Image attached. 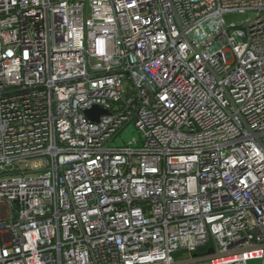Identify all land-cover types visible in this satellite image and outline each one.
Returning a JSON list of instances; mask_svg holds the SVG:
<instances>
[{
    "label": "built area",
    "instance_id": "built-area-1",
    "mask_svg": "<svg viewBox=\"0 0 264 264\" xmlns=\"http://www.w3.org/2000/svg\"><path fill=\"white\" fill-rule=\"evenodd\" d=\"M260 143L264 0H0V264L263 245Z\"/></svg>",
    "mask_w": 264,
    "mask_h": 264
},
{
    "label": "water",
    "instance_id": "water-1",
    "mask_svg": "<svg viewBox=\"0 0 264 264\" xmlns=\"http://www.w3.org/2000/svg\"><path fill=\"white\" fill-rule=\"evenodd\" d=\"M233 105L235 106L234 102ZM85 114L90 121L99 122L102 116L109 115V111L103 109L100 106H94L90 110H87ZM260 146L264 149V145L262 143H260ZM259 251H264V244L247 247V248H241V249H233L227 252H221L219 249L216 248L213 254H209L204 257H192L182 261L174 262L172 264H199V263L210 262L224 258H230L238 255L250 254Z\"/></svg>",
    "mask_w": 264,
    "mask_h": 264
},
{
    "label": "rangeland",
    "instance_id": "rangeland-1",
    "mask_svg": "<svg viewBox=\"0 0 264 264\" xmlns=\"http://www.w3.org/2000/svg\"><path fill=\"white\" fill-rule=\"evenodd\" d=\"M241 19L242 18L236 17L235 22L240 21ZM137 136L138 134L132 125L128 127L126 132L124 131L121 134V137L125 140H129ZM118 141H116V143H118ZM263 262H264V257L262 254H252V255H249L248 257V264H263Z\"/></svg>",
    "mask_w": 264,
    "mask_h": 264
},
{
    "label": "trees",
    "instance_id": "trees-1",
    "mask_svg": "<svg viewBox=\"0 0 264 264\" xmlns=\"http://www.w3.org/2000/svg\"><path fill=\"white\" fill-rule=\"evenodd\" d=\"M213 252H214V248H213V245L211 244L207 247H203V248L198 249L197 251L192 253L191 256L192 257H204V256H207V255L213 253ZM183 256H184V253L180 252L176 255V258L180 259Z\"/></svg>",
    "mask_w": 264,
    "mask_h": 264
}]
</instances>
